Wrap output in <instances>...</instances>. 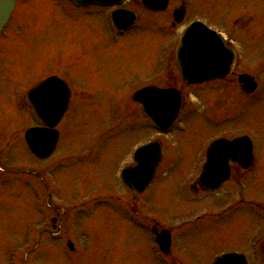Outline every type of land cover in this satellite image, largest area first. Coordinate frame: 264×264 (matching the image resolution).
<instances>
[{
	"label": "rangeland",
	"instance_id": "obj_1",
	"mask_svg": "<svg viewBox=\"0 0 264 264\" xmlns=\"http://www.w3.org/2000/svg\"><path fill=\"white\" fill-rule=\"evenodd\" d=\"M28 5L45 13L34 30L39 38L19 27L15 33L24 39H11L15 35L10 32L9 45L3 48L8 42H0V148L10 144L8 157L0 158L7 168L0 171V264H159L152 259L151 238L146 235L155 221L193 234L181 235L180 245L186 250L178 253L180 264H211L226 252L250 256L245 216L229 219L227 228V220L203 217L209 198L189 200L196 195L190 187L200 171V154L214 139L248 133L260 144L258 148L256 142V150L264 151V92L252 98L240 90L237 80V74L248 73L264 87V0H193L194 15L232 36L240 62L221 90L185 87L181 116L164 134L151 127L139 108L128 115L123 107L140 82L147 84L156 72L154 32L133 38L127 46L122 38L113 44L83 25L80 8L66 5L63 11L36 0ZM28 9L19 13V22ZM194 15L189 14L185 23ZM18 19L15 16L14 28ZM28 51L25 60L20 54ZM3 71L8 77L2 83ZM52 75L68 83L73 97L55 153L40 160L23 140L24 126L33 125V120L23 108L20 114L11 105L21 96L19 86L9 94L7 85ZM157 138L165 159L141 195L147 218L140 222L115 202L129 195L121 169L134 147ZM175 159L180 165L174 166ZM55 210L61 216L57 236L44 231ZM197 212L203 217L198 223L183 225Z\"/></svg>",
	"mask_w": 264,
	"mask_h": 264
},
{
	"label": "flooded vegetation",
	"instance_id": "obj_2",
	"mask_svg": "<svg viewBox=\"0 0 264 264\" xmlns=\"http://www.w3.org/2000/svg\"><path fill=\"white\" fill-rule=\"evenodd\" d=\"M29 0H18L17 1V13L16 17L18 19L19 13L25 11V7H29L27 13L20 17V22L18 19V24L13 27L15 24V16L12 19L11 23L8 25L6 31L0 37V42L4 41L6 45L2 47L5 48L9 45V41L17 37L16 31L20 28L24 30L27 29L29 32V36L37 39L39 36L35 35V27L37 25L38 19L45 15V13L38 9L28 5ZM38 3H50L55 4L57 8L61 10H66V5L70 6V2L68 0H36ZM65 1V2H64ZM19 3V4H18ZM21 3H23V8L20 7ZM187 0H168V7L165 10H150L143 6L142 0H126L125 3L121 6H101V5H87L80 6V21L84 26L90 27L93 32L101 36V33L104 34L110 43L116 44L121 41L127 46L131 43L133 38H139L146 34L147 32H154L155 39L152 45L156 46L158 52L157 58V66L156 72L153 76H151L149 82L147 84H143V81L140 82V85L136 90L147 86V85H156L158 87H176L181 89L179 76L174 66L173 59V47H175V36H172L173 33L179 31L181 28V24L176 23L175 19V11L185 8V18L187 15V11L193 10V0L190 2L189 9H187ZM22 8V9H21ZM119 8H124L126 10H130L135 12L137 16V20L135 25L131 26L128 30L120 31L117 30L112 22V14ZM171 17V21L168 18ZM175 17V18H174ZM180 17V14H178ZM184 18V19H185ZM151 20L154 23H148ZM169 29V32L166 33L165 30ZM13 36L11 39V33ZM10 33V34H9ZM22 38V37H21ZM24 39V38H22ZM9 40V41H7ZM172 52V53H171ZM166 54H169V56ZM25 57V60L30 55L28 51V55L20 54ZM22 63H20L21 65ZM1 75V73H0ZM8 77V73L3 71L2 83ZM32 79V80H31ZM35 79L33 77L25 78L24 81L14 85L10 83L7 85L9 89V94L14 92L19 86L20 94H24L28 89L35 85ZM228 77L224 80L215 81L208 84L195 85L194 87H203L205 91H217L225 88L228 85L227 81ZM167 80V83L164 84V81ZM215 83V86H209ZM27 84L29 86H27ZM217 86H219L217 88ZM264 91V89H262ZM72 91V90H71ZM205 93V92H204ZM208 94V93H206ZM73 95V91H72ZM209 95V94H208ZM258 97V96H257ZM18 98V103L12 101L11 105L17 106L20 108V96ZM217 104V101H215ZM221 106L220 104H218ZM132 109V105L129 106L128 110ZM248 134V133H247ZM238 136V135H237ZM237 136L230 137L235 138ZM256 140V139H255ZM257 142V141H256ZM256 142H254V148L252 153L249 152H239L230 154L227 156V161L225 162V166H227V172L220 171L226 175V178L223 180L220 188L216 192L205 191L198 184V180L192 185V191L194 194V199L189 200L190 203H199L203 197L209 198L210 202L207 203L203 217L205 216H218L222 220L226 221L227 228L230 226L229 219H233L238 214L245 216L247 218V230L249 232L248 235V243L246 244L249 249H247V253L250 255L249 264H264V151L256 150ZM258 148H260V144L257 142ZM264 147V145H262ZM202 154H200L201 156ZM235 155V156H234ZM202 157V156H201ZM200 158V157H199ZM204 158V157H203ZM199 160V159H198ZM200 161V160H199ZM203 166L212 161H210L207 156V152L205 153ZM180 165V164H178ZM211 170H214L212 167ZM224 169V168H223ZM196 171V170H195ZM184 172H180V175H183ZM194 174V172L191 173ZM179 175V176H180ZM180 190V189H179ZM182 191V190H181ZM199 193V194H198ZM129 197H118L115 201L122 203L125 206L126 211L135 217L137 221L144 222V218H147L146 207L147 204L143 200V198L136 197V195L129 193ZM111 199V198H109ZM195 217V218H194ZM197 212L194 216L185 219L183 225L187 222L193 221V223H198L200 219L203 218ZM217 217V218H218ZM194 218V219H193ZM61 216L60 213L56 212L48 217L45 232L49 234L56 235L59 230V222ZM51 222V223H50ZM58 222V223H57ZM50 223V224H49ZM49 224V225H48ZM51 225V229H50ZM153 228H156L158 232H150L151 235V255L152 259L157 260L159 264H180V260L176 259L175 256L177 253L185 251V248L181 247V235H193L188 232H176V227L171 225H163L160 222L155 221L153 224ZM50 229V230H48ZM55 230V232L53 231ZM143 235V233H140ZM162 235V240L165 242L166 238H169V249L168 253L164 254L160 251V253L167 258H163V261L159 260L158 256L160 253L158 251L159 247L154 242L153 236ZM174 248L176 250H174ZM160 250V249H159ZM179 255V254H178ZM184 264V263H182Z\"/></svg>",
	"mask_w": 264,
	"mask_h": 264
},
{
	"label": "water",
	"instance_id": "obj_3",
	"mask_svg": "<svg viewBox=\"0 0 264 264\" xmlns=\"http://www.w3.org/2000/svg\"><path fill=\"white\" fill-rule=\"evenodd\" d=\"M73 1L79 5L80 3L87 4L89 2L113 4L121 3L123 0ZM153 1L160 0H144L147 6L158 8L157 5L153 4ZM14 5L15 0H0V31L8 20ZM165 6L162 5L159 8ZM177 58L181 77L189 83H201L224 77L230 72L235 62V53L215 31L208 29L202 23H194L183 34L178 46ZM56 81L50 79L40 85V87L53 85L46 90L50 96L45 95L46 100L53 104V108L43 107V110H41L33 105L34 108L36 107L33 111L34 117L46 127L31 128L25 135L29 148L40 158L50 156L56 148L59 135L58 131L53 128L59 123L67 109L69 99L67 88L63 86L67 95L50 93L51 89L53 90L58 84ZM239 82L247 92H251L256 88L254 79L247 74L239 75ZM34 93H29V97H35ZM134 99L144 105L149 118L161 131H166L172 126L182 104L180 93L173 89L146 88L136 93ZM244 151H252V145L247 137L232 141L220 139L212 144L209 149V156L213 161L214 168H223L228 155ZM161 156V146L157 142H152L140 148L136 153V166L123 171L125 183L134 191L141 192L144 190L153 178ZM224 169L227 170V168ZM209 176H214V183L211 181L207 183V171H204L201 184L205 188H217L223 176L221 174ZM214 264H247V261L242 255L228 254L216 258Z\"/></svg>",
	"mask_w": 264,
	"mask_h": 264
},
{
	"label": "snow or ice",
	"instance_id": "obj_4",
	"mask_svg": "<svg viewBox=\"0 0 264 264\" xmlns=\"http://www.w3.org/2000/svg\"><path fill=\"white\" fill-rule=\"evenodd\" d=\"M51 86L53 85L50 84V85H44L43 87H38L34 93L37 107L40 108L41 110H43L44 107V97L46 94V90Z\"/></svg>",
	"mask_w": 264,
	"mask_h": 264
}]
</instances>
